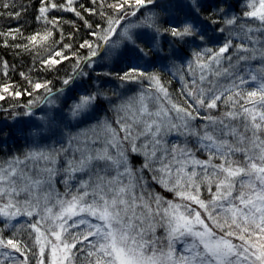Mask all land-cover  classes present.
<instances>
[{
  "label": "snow or ice",
  "instance_id": "1",
  "mask_svg": "<svg viewBox=\"0 0 264 264\" xmlns=\"http://www.w3.org/2000/svg\"><path fill=\"white\" fill-rule=\"evenodd\" d=\"M90 3L40 0L37 20L55 27L58 18L49 20V13L58 11L83 22L92 39L80 48H87L89 55L69 57L60 50L42 61L51 71L76 57L72 74L56 93L51 81L28 79L31 90L0 85V100L26 95L31 99L23 105V115L32 116L37 104L52 107L55 97L64 96L68 115L80 123L81 117L99 110L102 95L99 90L74 95L79 77L88 75L82 64L92 67L103 50L121 45L130 66L118 79L148 80L149 89L115 105L114 123L99 120L52 146L41 145L47 137L37 132L39 140L26 151L0 159V264H29V251L36 264H264V0H248L249 10L243 13L259 22L255 28L204 0H192L181 26L168 28L151 11L159 7L157 0ZM209 8L226 17L223 23L232 31L218 48L193 53L187 64L192 80L181 74L184 99L179 103L160 76L142 70L138 62L159 56L162 49L149 41L162 32L182 43L197 38L205 42V32L197 29V13ZM138 14H143L139 23H122ZM91 16L102 23L90 22ZM51 35L36 33L29 43L36 46ZM233 36L241 42L234 43ZM57 117L63 122V106L47 123ZM197 120L202 121L198 126ZM173 135L182 139L170 142L167 138ZM198 152L207 159L198 158ZM60 176L63 193L55 188ZM149 181L173 199L155 191ZM19 216L39 217L27 225L35 233H29L31 248L16 238L20 226L11 222ZM10 227L17 231H3Z\"/></svg>",
  "mask_w": 264,
  "mask_h": 264
},
{
  "label": "rangeland",
  "instance_id": "2",
  "mask_svg": "<svg viewBox=\"0 0 264 264\" xmlns=\"http://www.w3.org/2000/svg\"><path fill=\"white\" fill-rule=\"evenodd\" d=\"M159 7L151 9V11L157 13L159 23L162 28H168L172 25L181 26L182 22L186 19V13L191 7L192 0H157ZM204 3L212 5L218 4L222 7L228 14V17L236 16L239 17V23H247L252 27H258V21L248 20L243 16L245 11H248L247 3L248 0H204ZM147 9L144 14H147ZM111 12V10H110ZM199 24L197 25L198 30H203L205 32L206 41L202 42L198 38L194 43H182L174 40L168 33L162 32L156 39V41H149V43H154L157 49H162L159 56L157 57H147L140 60L139 66L142 70L148 73H157L160 76L161 82L168 89V92L172 95V99L179 103H183V96L181 94V89L183 87V82L180 79L181 74H184L185 80L191 81L192 77L188 75L187 64L189 61L193 60V53L196 51H201L205 47H211L213 49L218 48L224 43L225 39L229 37L231 28L224 25L223 20L226 18L217 13L215 8H209L206 10H201L197 13ZM143 19V14H138L137 17H128V19L122 23L137 24ZM215 19L217 23H212ZM171 21V23H168ZM218 28H224L223 33L219 32ZM239 30L238 28L236 29ZM135 31H143L142 29H135ZM233 42L239 43L241 41L237 40L233 36ZM141 46H144L141 43ZM89 53V50L86 48ZM173 53H175L173 55ZM95 63L92 67H87L84 64V72L88 73L87 76H81L77 80V85H79V90L74 93V95H79L85 91H95L99 90L102 95L100 99L101 107L98 111L94 113H89L86 117H81L80 123L72 120L68 115L67 107L64 106V96H57L56 105L50 107L47 104H37L36 107L32 109V116L23 115L25 108H18L12 110L8 113L0 114V159H7L9 156L14 154L23 153L29 147H31L34 142L39 140L36 135L37 132L41 136L47 137L46 140L39 141L41 145L47 144L52 146L56 144V141H64L69 133H76L81 129H86L91 125H95L97 121L107 119L114 123L117 118L116 112L113 110L115 105H119L129 98L136 97L141 91L149 89V81L144 80L142 83H126L118 79V76L126 71L130 66L128 59V54L121 45L116 49L103 50L102 55L94 58ZM71 65L68 66L66 71H73V67L76 64V59L71 61ZM258 62H254L256 66ZM104 73H111V75H104ZM72 74V73H71ZM177 85L175 87V85ZM173 85V88L178 91H173L169 89ZM53 93H56L54 91ZM43 94V90L39 95ZM31 98L29 97L28 101ZM71 103V100L68 101ZM63 106V122L57 120L52 123H47L50 117L56 113L60 107ZM223 111V107L220 109ZM17 113L18 115H14ZM219 115V112L214 113ZM202 121L197 120L195 124L198 126ZM65 125H68L65 127ZM115 126V124H114ZM170 142L180 140L182 138L176 137L175 135L169 136L167 138ZM58 146V145H57ZM198 158L207 159V155L203 152L197 153ZM142 160V157L138 158ZM218 162V161H217ZM138 166V164L136 165ZM62 176L57 177V182H61ZM151 183V187L163 195L166 199H173V194L166 192L159 185ZM55 184V186H56ZM202 196L207 199L209 194L206 189L202 191ZM39 217L34 216L29 218L27 216H19L11 223L20 226L18 234L23 237L22 239L17 235V239L26 242L31 248L32 239L29 233H32V229L28 228L27 225L34 223ZM43 223V222H42ZM24 226V227H23ZM0 227H2V218H0ZM3 231H17L16 228L3 229ZM158 235H163L162 230H158ZM34 236L35 233H32ZM179 248L180 246L177 245ZM35 251V249H33ZM29 257V264H36L35 258L32 256V252H26ZM18 260H22L19 254L14 253Z\"/></svg>",
  "mask_w": 264,
  "mask_h": 264
},
{
  "label": "trees",
  "instance_id": "3",
  "mask_svg": "<svg viewBox=\"0 0 264 264\" xmlns=\"http://www.w3.org/2000/svg\"><path fill=\"white\" fill-rule=\"evenodd\" d=\"M78 3H83L88 7L92 6L90 0H78ZM4 4H7L8 7L5 8ZM39 7L40 0H0V85H12L13 91H23L25 88L31 90L28 84V79H31L33 82L51 81L50 87L54 92L63 87L62 80L73 72L70 70L67 72L66 69L76 57L64 61L51 71L47 70L42 61L47 60L55 51L60 50L69 57H72L73 53H76L80 58L89 55L86 48H80V44L84 40L92 39L88 35L89 29L83 26L82 21L73 13L52 11L49 13V20L52 17L58 18L57 25L53 27L51 23L36 19ZM96 7L99 8V4ZM103 10L110 12V9L107 8ZM16 13H19V16ZM87 18L92 23H102L98 16ZM65 21H70V23H65ZM46 31L52 32L47 42L41 41L36 46L29 43L31 36L36 33L43 35ZM65 44L71 45V48L65 49ZM24 45H28L27 49ZM83 66L84 64H82ZM21 73L24 75L22 76ZM169 89L173 91V85ZM174 91L176 90L174 89ZM28 99V96L23 95L17 98L8 96L5 100H0V114L23 108V105L28 103ZM55 188L58 192L63 193L65 185L62 182H57ZM5 233L11 234L9 231H5Z\"/></svg>",
  "mask_w": 264,
  "mask_h": 264
}]
</instances>
